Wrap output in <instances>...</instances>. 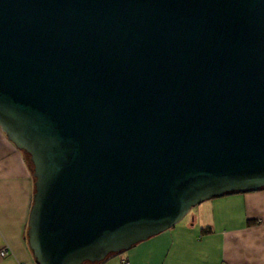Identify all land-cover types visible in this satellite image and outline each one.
Wrapping results in <instances>:
<instances>
[{
    "label": "water",
    "instance_id": "water-1",
    "mask_svg": "<svg viewBox=\"0 0 264 264\" xmlns=\"http://www.w3.org/2000/svg\"><path fill=\"white\" fill-rule=\"evenodd\" d=\"M0 129L32 164L36 264L262 189L264 0H0Z\"/></svg>",
    "mask_w": 264,
    "mask_h": 264
},
{
    "label": "crops",
    "instance_id": "crops-1",
    "mask_svg": "<svg viewBox=\"0 0 264 264\" xmlns=\"http://www.w3.org/2000/svg\"><path fill=\"white\" fill-rule=\"evenodd\" d=\"M34 177L0 129V264H36L26 231ZM264 264V188L192 207L178 223L96 264Z\"/></svg>",
    "mask_w": 264,
    "mask_h": 264
},
{
    "label": "built area",
    "instance_id": "built-area-1",
    "mask_svg": "<svg viewBox=\"0 0 264 264\" xmlns=\"http://www.w3.org/2000/svg\"><path fill=\"white\" fill-rule=\"evenodd\" d=\"M10 250H9V247L4 244L1 248H0V255L1 256H5L7 254H9ZM120 264H126L125 261H122Z\"/></svg>",
    "mask_w": 264,
    "mask_h": 264
},
{
    "label": "trees",
    "instance_id": "trees-1",
    "mask_svg": "<svg viewBox=\"0 0 264 264\" xmlns=\"http://www.w3.org/2000/svg\"><path fill=\"white\" fill-rule=\"evenodd\" d=\"M23 152H24V151H23ZM24 154H25V156H26L28 166H29V168H30V170H31V172H32V164H31V162H30L29 156H28V154H27L26 152H24ZM89 264H92V263H89Z\"/></svg>",
    "mask_w": 264,
    "mask_h": 264
}]
</instances>
